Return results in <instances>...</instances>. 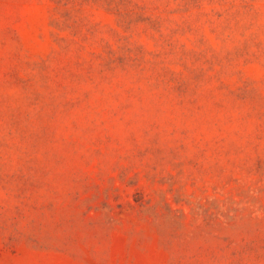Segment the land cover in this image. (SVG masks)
<instances>
[{"label":"rangeland","instance_id":"1","mask_svg":"<svg viewBox=\"0 0 264 264\" xmlns=\"http://www.w3.org/2000/svg\"><path fill=\"white\" fill-rule=\"evenodd\" d=\"M0 264H264V0H0Z\"/></svg>","mask_w":264,"mask_h":264}]
</instances>
